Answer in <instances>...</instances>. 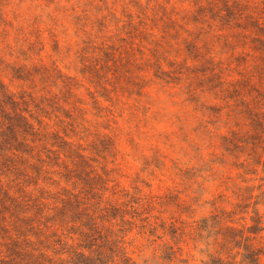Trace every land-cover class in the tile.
<instances>
[{"label": "rangeland", "instance_id": "374dc122", "mask_svg": "<svg viewBox=\"0 0 264 264\" xmlns=\"http://www.w3.org/2000/svg\"><path fill=\"white\" fill-rule=\"evenodd\" d=\"M0 85L42 135L31 157L0 140V193L48 214L63 190L98 199L115 216L104 251L123 237L133 264L237 261L226 227L253 207L264 225V0H0ZM52 134L92 169L54 166ZM8 209L0 256L18 240L16 264H33L16 222L32 215ZM251 243L264 249V230Z\"/></svg>", "mask_w": 264, "mask_h": 264}, {"label": "trees", "instance_id": "16d2710c", "mask_svg": "<svg viewBox=\"0 0 264 264\" xmlns=\"http://www.w3.org/2000/svg\"><path fill=\"white\" fill-rule=\"evenodd\" d=\"M19 103L4 85H0V140L6 141L5 138L8 137L13 144V152L31 157V153H24L25 148L29 149L31 145L41 142L40 136L42 137V135L31 121L32 117L29 111L22 109ZM19 133L25 136L23 137L24 140H18ZM51 136L56 140H61L55 145L57 150L53 153V160L56 159L54 166H64L68 172H71L66 165V161L70 160L73 166L83 164L92 169L86 164L87 158L79 145L64 140L56 134ZM38 158L40 159L39 155ZM8 164L10 161L7 157L5 158L0 154V166L4 165V168H7ZM9 171L10 173L13 172L12 169ZM94 179L105 188L106 180H103L99 174L93 178L88 177L90 182H93ZM63 191L64 194H58L53 199V207L50 208L51 214L47 213L49 209L43 203L42 198L34 199L28 204L10 196L8 192L0 193L2 210H9V206L12 205L26 212L22 214L30 212L32 215L30 217H17L16 222L27 223V229L32 232V236L36 240L33 243L34 247L31 248L32 252L24 250L29 256L31 255L33 264H133L125 252L123 237L106 241L108 244L105 251L103 245H97V241L103 242L102 231L108 230L106 223L111 224L112 220L115 219L114 215L107 213L108 208L101 206L98 199L89 203L67 190ZM94 195L98 194L94 193ZM256 205L257 203H255ZM12 210L15 212L14 208ZM252 213L250 225L244 224L240 229L232 227L225 229L229 234H233V247L237 250L236 254L240 259L228 261L219 255L211 257L204 264H262L264 249L263 247H254L251 241L260 237L264 225L255 207H253ZM119 220L122 224L125 223L123 216H119ZM206 222L207 220L204 219L205 224ZM207 230L209 231L210 228L208 227ZM17 241L11 240L6 245L5 255L0 256V262H6L2 259L4 257L8 260L7 264L18 263L17 258L21 256L23 248ZM106 244L104 243V246ZM107 250L110 255L106 254ZM47 251L52 252L53 256L47 255Z\"/></svg>", "mask_w": 264, "mask_h": 264}]
</instances>
